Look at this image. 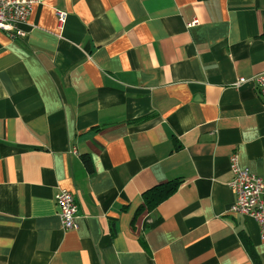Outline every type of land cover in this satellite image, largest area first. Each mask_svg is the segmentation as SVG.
<instances>
[{
	"label": "crops",
	"instance_id": "0c3cea01",
	"mask_svg": "<svg viewBox=\"0 0 264 264\" xmlns=\"http://www.w3.org/2000/svg\"><path fill=\"white\" fill-rule=\"evenodd\" d=\"M22 27L0 30V264H253L242 233L264 264L227 184L233 153L264 179V102L235 85L264 72V0H34Z\"/></svg>",
	"mask_w": 264,
	"mask_h": 264
},
{
	"label": "built area",
	"instance_id": "2783aa9c",
	"mask_svg": "<svg viewBox=\"0 0 264 264\" xmlns=\"http://www.w3.org/2000/svg\"><path fill=\"white\" fill-rule=\"evenodd\" d=\"M34 0H0V30L11 37H23L25 30L23 25L31 11ZM58 22L62 25L66 19V13L56 11ZM193 20L190 24H194ZM245 81L252 83L255 91L264 102V72L247 78H239L235 82L238 86ZM230 170L232 179L227 183L235 194V201L229 210L252 217L261 227V237L264 238V179L253 174L248 168L241 167L235 153L230 156ZM58 215L64 229L76 227L75 217L77 205L74 196L67 190H60L56 195Z\"/></svg>",
	"mask_w": 264,
	"mask_h": 264
},
{
	"label": "trees",
	"instance_id": "16d2710c",
	"mask_svg": "<svg viewBox=\"0 0 264 264\" xmlns=\"http://www.w3.org/2000/svg\"><path fill=\"white\" fill-rule=\"evenodd\" d=\"M150 117L147 115L144 119ZM143 120V119H140ZM87 166L90 168V161L88 158H85ZM179 181H167L151 187L150 189L143 192L142 197L143 201L137 209V213L143 211L144 209L152 210L157 204H159L163 199L169 196L178 185ZM242 238L245 243V248L249 253V257L253 264H263L260 257L256 253L254 246L250 243L244 233H242Z\"/></svg>",
	"mask_w": 264,
	"mask_h": 264
}]
</instances>
